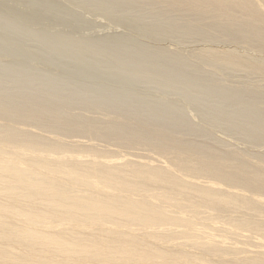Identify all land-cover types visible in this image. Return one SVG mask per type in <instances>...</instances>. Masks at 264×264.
<instances>
[{
  "label": "bare ground",
  "instance_id": "1",
  "mask_svg": "<svg viewBox=\"0 0 264 264\" xmlns=\"http://www.w3.org/2000/svg\"><path fill=\"white\" fill-rule=\"evenodd\" d=\"M165 1L221 17L239 41L264 46V0ZM206 55L264 73L231 50ZM8 93L0 264H264V155L177 138L172 127L184 123L168 118L143 123L119 109L103 122L69 115L49 95L37 103Z\"/></svg>",
  "mask_w": 264,
  "mask_h": 264
},
{
  "label": "rangeland",
  "instance_id": "2",
  "mask_svg": "<svg viewBox=\"0 0 264 264\" xmlns=\"http://www.w3.org/2000/svg\"><path fill=\"white\" fill-rule=\"evenodd\" d=\"M194 9L165 0H0V94L37 103L49 95L53 106L66 101L67 114L103 122L119 109L143 123L168 118L184 123L172 127L177 138L264 155V73L206 55L231 50L264 63L262 44L239 41L236 27Z\"/></svg>",
  "mask_w": 264,
  "mask_h": 264
}]
</instances>
